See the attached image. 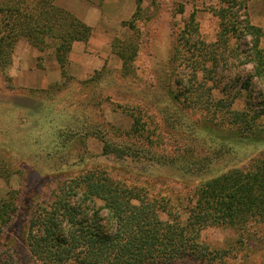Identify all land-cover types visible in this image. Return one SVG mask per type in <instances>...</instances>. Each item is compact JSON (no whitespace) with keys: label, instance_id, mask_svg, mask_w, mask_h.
<instances>
[{"label":"rangeland","instance_id":"obj_1","mask_svg":"<svg viewBox=\"0 0 264 264\" xmlns=\"http://www.w3.org/2000/svg\"><path fill=\"white\" fill-rule=\"evenodd\" d=\"M100 7L92 26L82 20L92 34L73 43L66 63L54 34L39 45L21 37L0 56V200L17 203L0 237L2 261L11 254L13 264H30L33 214L86 174L148 188L185 211L202 181L264 157V138L238 135L244 116L262 115L264 79L248 27L264 32V0H142L139 12L136 0H102ZM192 13L220 59L198 79L173 57ZM202 83L207 93H189ZM259 120L250 133L264 129V115ZM74 200L85 202L82 195ZM86 204L89 216L94 207L107 217L102 202ZM201 241L211 260L177 264H264V222L210 226Z\"/></svg>","mask_w":264,"mask_h":264},{"label":"trees","instance_id":"obj_2","mask_svg":"<svg viewBox=\"0 0 264 264\" xmlns=\"http://www.w3.org/2000/svg\"><path fill=\"white\" fill-rule=\"evenodd\" d=\"M142 0H136L137 11ZM180 4L179 11L184 12ZM253 35V62L264 79V32L248 27ZM45 34L61 40L57 52L60 63L76 41H88L89 25L69 11L56 5V0H0V56H6L14 41L26 37L39 45ZM179 45L173 57L182 59L198 79L216 68L220 60L210 50L213 43L201 38L195 13L179 33ZM189 47L181 54V48ZM206 82L205 80H203ZM206 83L197 85L189 93H207ZM195 94H198L195 92ZM233 112V111H232ZM264 115V104L261 111ZM232 114V113H231ZM241 113H236L240 115ZM247 118L241 140L257 142L264 138L250 133L259 125L260 116ZM254 123V125H253ZM135 125H139L136 119ZM260 126V125H259ZM242 130L241 125H239ZM138 129V128H137ZM110 153L124 156L114 145L105 146ZM69 183V184H68ZM61 185L52 204L40 206L31 218L26 244L31 254L30 264H177L188 260L209 261L211 253L201 241V231L210 226L264 222V157L250 169L230 168L226 172L205 179L197 188L195 198L185 211L169 198L150 193L145 187L132 186L111 178L101 171L86 174ZM78 195L87 202H102L107 217L93 207V214L85 202L76 204ZM84 203L85 205H83ZM183 210V208H182ZM14 197L0 200V237L15 216ZM4 258V257H3ZM215 257H213L214 259ZM0 264H13L6 255Z\"/></svg>","mask_w":264,"mask_h":264},{"label":"crops","instance_id":"obj_3","mask_svg":"<svg viewBox=\"0 0 264 264\" xmlns=\"http://www.w3.org/2000/svg\"><path fill=\"white\" fill-rule=\"evenodd\" d=\"M57 3H60V5L67 11L73 13L79 19L85 21L91 26V20L94 18V13L97 10L103 13L104 9V7H100L102 0H58ZM103 4L105 5V2Z\"/></svg>","mask_w":264,"mask_h":264}]
</instances>
